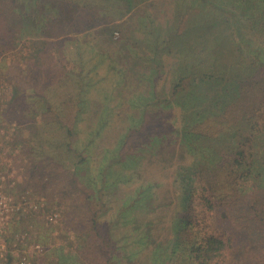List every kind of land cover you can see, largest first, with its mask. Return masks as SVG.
Wrapping results in <instances>:
<instances>
[{"label": "rangeland", "instance_id": "1", "mask_svg": "<svg viewBox=\"0 0 264 264\" xmlns=\"http://www.w3.org/2000/svg\"><path fill=\"white\" fill-rule=\"evenodd\" d=\"M206 1L0 0V173L20 207L1 234V264H182L195 176L235 130L216 123L212 140L183 139L178 70L198 61L200 71L211 56L194 41L168 56L161 41L175 12ZM234 25L259 45L246 21ZM237 39L242 48L218 44L221 67L258 51ZM223 211L217 224L237 245L257 241L253 223Z\"/></svg>", "mask_w": 264, "mask_h": 264}, {"label": "trees", "instance_id": "2", "mask_svg": "<svg viewBox=\"0 0 264 264\" xmlns=\"http://www.w3.org/2000/svg\"><path fill=\"white\" fill-rule=\"evenodd\" d=\"M228 5L229 9L223 10L221 4L207 0L195 13L175 12L173 31L161 41L167 44L163 53L168 56L177 58L180 54L172 46L183 49L185 45L184 50L194 51L188 47L191 41L200 44L201 54L208 48L211 56L210 66L200 71L198 61L178 70L173 96L186 97L180 106L191 119L180 130L183 139L212 140L216 123L235 130L229 140L224 135L216 141L215 158L205 162L195 176L197 189L189 194L191 203L180 222L189 249L182 256V264H264V0H228ZM234 20L248 23L258 46L243 37ZM237 36L248 48L257 47L258 51L248 52L253 57L237 70L234 66L221 67L224 45L219 48L218 44L232 40L235 47L242 48ZM207 42L213 45L211 50L209 45L203 46ZM155 49L157 54L161 48ZM197 58L201 57L196 54ZM219 209H224L221 216L225 220L244 227L253 223L257 241L237 245L233 234L217 224ZM235 249L240 257H236Z\"/></svg>", "mask_w": 264, "mask_h": 264}, {"label": "built area", "instance_id": "3", "mask_svg": "<svg viewBox=\"0 0 264 264\" xmlns=\"http://www.w3.org/2000/svg\"><path fill=\"white\" fill-rule=\"evenodd\" d=\"M4 173H0V264L4 259L5 243L1 234L4 233L6 227L10 225L13 217L19 211L20 207H17L14 197L7 193L4 186L3 180ZM26 257L21 259V264H28Z\"/></svg>", "mask_w": 264, "mask_h": 264}]
</instances>
